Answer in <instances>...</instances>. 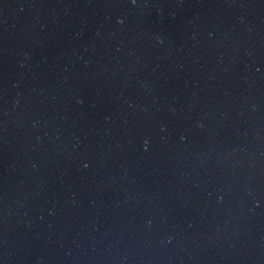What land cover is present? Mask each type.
Returning <instances> with one entry per match:
<instances>
[{
    "label": "water",
    "instance_id": "95a60500",
    "mask_svg": "<svg viewBox=\"0 0 264 264\" xmlns=\"http://www.w3.org/2000/svg\"><path fill=\"white\" fill-rule=\"evenodd\" d=\"M0 264H264V0H0Z\"/></svg>",
    "mask_w": 264,
    "mask_h": 264
}]
</instances>
